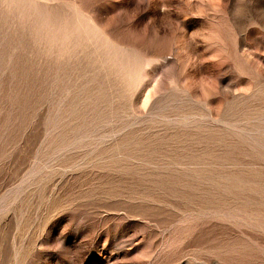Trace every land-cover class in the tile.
<instances>
[{
  "label": "rangeland",
  "instance_id": "rangeland-1",
  "mask_svg": "<svg viewBox=\"0 0 264 264\" xmlns=\"http://www.w3.org/2000/svg\"><path fill=\"white\" fill-rule=\"evenodd\" d=\"M0 264H264V0H0Z\"/></svg>",
  "mask_w": 264,
  "mask_h": 264
}]
</instances>
